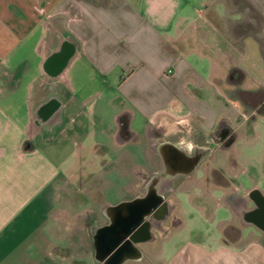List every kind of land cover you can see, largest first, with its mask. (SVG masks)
Returning <instances> with one entry per match:
<instances>
[{
    "label": "crops",
    "instance_id": "crops-1",
    "mask_svg": "<svg viewBox=\"0 0 264 264\" xmlns=\"http://www.w3.org/2000/svg\"><path fill=\"white\" fill-rule=\"evenodd\" d=\"M191 1L0 0V264H96L86 199H74L80 181L122 174V192H130L134 170L144 167L140 158L152 156L149 131L161 117L210 134L228 121L237 139L228 147L214 140L210 171L203 168L211 206H192L218 233L193 226L182 209L183 225L164 240L182 238L169 250L163 240L149 264H264L263 234L242 218L245 207H254L247 194L264 193V112L249 122L242 102L227 94L232 67L243 74L245 90L264 89V82L245 87L249 72L224 47L222 63L212 51L189 46L184 25L198 26L186 11ZM260 11L263 4L243 3L250 18ZM212 12L208 7L206 21L222 31ZM62 42L72 57L51 79L47 60ZM191 52L200 60L191 61ZM62 139L75 149L69 159L54 151ZM85 150L98 153L102 171L84 168ZM72 244L82 255L72 258Z\"/></svg>",
    "mask_w": 264,
    "mask_h": 264
},
{
    "label": "flooded vegetation",
    "instance_id": "flooded-vegetation-1",
    "mask_svg": "<svg viewBox=\"0 0 264 264\" xmlns=\"http://www.w3.org/2000/svg\"><path fill=\"white\" fill-rule=\"evenodd\" d=\"M258 14L263 18L262 24H264V12L260 11ZM66 43H60L50 54L46 67L48 73L55 71L70 54ZM242 78L241 71L232 67L228 74V81L232 88L227 90V94L242 102L249 122H254L256 115L264 112V89L261 88L256 92L245 90L240 86ZM49 88L53 89V86L50 84ZM43 124H48L46 118ZM229 128H232V132L230 131L224 137V133L228 132ZM233 128L230 122L223 121L216 132L211 134L202 133L188 121L171 122L168 118L161 117L160 123L151 127L149 131V145L152 156L146 159L144 167H137L134 170L132 190L126 194L124 192L119 193L122 196L118 203H107L101 188L86 186L91 184L89 179L80 181L82 186L80 196H83L82 199L87 201H93L94 205L97 204L96 207L100 209L103 216V218H100V215L98 216L93 208L86 213L85 219L90 235V245L94 250V256L90 258V261H95L96 264H110L112 262L109 259L110 257L102 263L98 262L96 258L99 254L96 255L93 244V236L103 234L112 217L118 216L117 211L109 210L110 206H117L130 201L133 205L141 206L145 214L148 213L142 223V229L135 235V238L140 241L138 244L140 253H128L119 256L117 261L122 259L123 264H149L151 254L153 252L158 253L166 234L183 225V217L180 214L183 204L193 206L196 202H205L207 207L210 208L211 204L208 198L210 175H208V172L206 173L207 175L199 183L200 186L193 184V180L200 168L207 167L206 169L210 171L209 163L215 139L220 137L222 144L226 147L231 146L233 141L236 142L237 133L233 132ZM121 135H126L125 127L121 130ZM182 140L195 145L191 155L178 150L177 145ZM196 159L200 160L199 166L189 172L191 164ZM212 173L214 176L219 177L221 182L225 180L223 176L215 175L214 171ZM121 175L118 174L120 177ZM203 190L204 193L200 196L198 193ZM98 205H101V207L99 208Z\"/></svg>",
    "mask_w": 264,
    "mask_h": 264
},
{
    "label": "rangeland",
    "instance_id": "rangeland-1",
    "mask_svg": "<svg viewBox=\"0 0 264 264\" xmlns=\"http://www.w3.org/2000/svg\"><path fill=\"white\" fill-rule=\"evenodd\" d=\"M231 2L230 7H225V0H214V2L209 0V3L205 0H192L189 5L186 6V11L191 14V20L195 19L198 24L194 29H189L188 24L184 25V30H187L186 40L189 39L190 47L199 49L203 53H209L212 51L215 57L221 56L220 58L224 59L222 63H225V52L221 50L223 47L231 54V58H241L242 67L249 72L247 79H245V87L256 86L261 82H264V24H262L263 18L259 14H253V17L246 16V13L243 12V3L245 0H229ZM258 5L264 6V0H252ZM208 7L214 9L215 13H211V17L218 25L221 26L219 31L213 27L210 23L206 21V15L208 12ZM216 16V17H214ZM206 22V23H205ZM186 32V31H185ZM206 43V44H205ZM188 46V47H189ZM189 47V48H190ZM221 48V49H219ZM219 50V51H218ZM188 58L191 61H196L197 55L194 52L187 54ZM227 57V56H226ZM200 60V59H198ZM197 60V61H198ZM257 64V65H256ZM236 106L241 107L240 103H236ZM176 110V106H173L172 111ZM186 112H184L185 114ZM186 115V114H185ZM146 134V131H143ZM88 136L86 141L91 143L93 140ZM239 146L243 147V144L239 143ZM245 148V147H244ZM56 149V150H55ZM55 152H59L63 158L69 159L75 154V149L70 141L59 140L55 145ZM57 152V153H58ZM97 152L89 153L86 150L84 151V168L86 170H103L102 161H97ZM101 155V154H100ZM100 156H98L99 158ZM75 159V157H73ZM101 160V159H100ZM75 161V160H74ZM140 162H145L143 157L140 158ZM121 163L117 166H121ZM75 165V164H73ZM104 167V166H103ZM133 168L128 169V171H133ZM197 176L204 177L205 173L202 168L197 171ZM111 180L107 178H96L94 179L89 187L101 188L102 192L105 195V201L107 203H118L121 199L123 185L127 183L126 179H123L122 176H118L117 173H114L110 176ZM248 178V177H247ZM240 181L245 183V175L241 176ZM220 194V192H217ZM78 194L74 199H82L83 196ZM105 202V203H106ZM85 205L89 209L95 211V213L103 218L100 209L94 205L93 201L85 202ZM100 208L101 205H98ZM183 214L187 222L193 225H204L208 235L214 236L215 233H218L212 223H208L201 217L197 211H195L191 205L183 204L182 208ZM220 214L226 212L225 207H221ZM184 233L186 229L182 230ZM182 237L179 234H174L171 240H164L163 246L165 249H171L169 243H172L176 239H181ZM80 244H72L73 256L82 255L81 249L79 248ZM153 251V250H152Z\"/></svg>",
    "mask_w": 264,
    "mask_h": 264
},
{
    "label": "water",
    "instance_id": "water-1",
    "mask_svg": "<svg viewBox=\"0 0 264 264\" xmlns=\"http://www.w3.org/2000/svg\"><path fill=\"white\" fill-rule=\"evenodd\" d=\"M71 57L72 55L69 54L64 63L59 65L55 71L53 70V72L50 73L47 72L51 79L59 78L64 65L71 60ZM234 142L235 141H233L231 145L234 144ZM199 164V159L193 161L189 172L195 170ZM247 200H251L254 203V207H245L242 212V218L248 223H252L262 232L264 242V193L255 188L247 194ZM109 210L117 211L116 214L118 216L112 217L109 225L105 227L103 234L96 237L93 236L96 255L99 254L96 260L102 263L110 257L109 259L112 261L110 264H123L122 259L117 261L119 256L128 253H140V248L138 247L140 241L135 238V235L142 229V223L148 213L145 214L141 206L138 207L135 204L133 205L130 201L117 206H110Z\"/></svg>",
    "mask_w": 264,
    "mask_h": 264
},
{
    "label": "clouds",
    "instance_id": "clouds-1",
    "mask_svg": "<svg viewBox=\"0 0 264 264\" xmlns=\"http://www.w3.org/2000/svg\"><path fill=\"white\" fill-rule=\"evenodd\" d=\"M178 150L184 151L185 154L191 155L192 151L195 148V145L191 142H185V141H180L179 144L177 145Z\"/></svg>",
    "mask_w": 264,
    "mask_h": 264
},
{
    "label": "built area",
    "instance_id": "built-area-1",
    "mask_svg": "<svg viewBox=\"0 0 264 264\" xmlns=\"http://www.w3.org/2000/svg\"><path fill=\"white\" fill-rule=\"evenodd\" d=\"M168 72H169V73H173V70H172V69H169Z\"/></svg>",
    "mask_w": 264,
    "mask_h": 264
}]
</instances>
